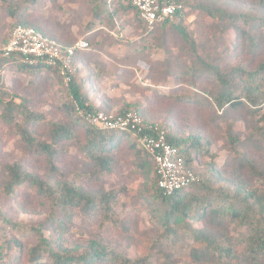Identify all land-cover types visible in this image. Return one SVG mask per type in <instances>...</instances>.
Listing matches in <instances>:
<instances>
[{
	"label": "trees",
	"instance_id": "obj_1",
	"mask_svg": "<svg viewBox=\"0 0 264 264\" xmlns=\"http://www.w3.org/2000/svg\"><path fill=\"white\" fill-rule=\"evenodd\" d=\"M93 1L99 2L102 8L101 10L100 6L96 7L93 12L94 22L103 24L104 21L109 20L112 24L113 20L116 19L117 11L122 8L133 12L139 25L145 31L146 40L150 41V43L130 45L123 55L124 58L119 61L121 67H131V64L141 60V58L149 59V63L147 62V71L150 72L148 79L153 85H157L158 79L153 77L154 65L156 64H154V59L150 57L154 49L161 48L166 56L161 62L163 65L161 73L164 77L172 76L174 80L179 82L178 85H184L185 89L177 88L168 94H162L157 89L151 90L148 87L130 84V82L125 83V79L120 81L114 69L109 70L101 61H97L96 65L101 66L100 64H102L103 68L97 71L94 76L90 74L84 79L79 77L74 70L78 55L86 57L84 51L74 55L67 82L54 68L39 64L26 66L22 65L16 56L3 58L0 55L1 64L16 63L18 68L37 72L53 71L59 82L64 85L63 88L68 99V110L74 117L72 127L61 123L48 125V141H41L32 130V125L37 124L39 118L24 112L21 107L14 108L15 105L13 104L6 106L0 117L2 123L8 128H14L15 134L24 144L25 153L46 160L53 172L56 170L57 146L61 142L72 140L74 138L72 128L81 124L83 126L80 127H82L84 134L85 156L93 167L92 175L98 178L111 172L113 156L110 151L112 146L120 137L130 134L101 130L91 126L85 121V115L93 111H102L108 115H120L134 111L144 123L155 124L165 132L167 142L178 149L187 168L198 177V180L187 189L178 191L172 196L163 195L157 185L155 165L151 157L139 147L137 140L133 138L137 147L135 151L138 160L137 167L145 176L144 193L147 195L145 203L150 206L151 211L157 212L158 229L162 230L157 241L148 245V252L141 258L132 260L117 253L114 249H108L95 240L90 241L87 250L80 254H75L70 249L54 251L43 237L41 229L34 228L33 232L38 236L37 243L28 251L27 262L29 264L264 263V171L257 169L250 160L246 159L236 149L238 139L233 135V128L230 127L226 135L233 149V165L258 178L262 186L258 188L249 187L240 176H236L235 171L231 179L224 180L222 174L214 169H210L207 175L201 174L192 164L196 159V154L203 151L204 146L201 140L195 136L182 138L172 133L169 126L163 123L164 113L161 109L166 110L167 99H171L181 106L201 105L205 103L203 102L204 99H209L212 106L220 112L226 108H235L246 104L253 106V110L258 112L256 110H259V104L264 103V10L261 9V14L258 15L233 13L221 7L207 5L200 0L190 2L189 0H175L183 5V11L164 23L155 24L152 28H148L140 21L137 12L128 3V0H115L111 5H108L107 0ZM253 1L259 7L264 5V0ZM4 2L10 8L9 11L12 10L10 0H4ZM186 6H190V11L195 12L196 15V26L191 30L184 23L187 16ZM13 12L10 11V14L16 18L15 25L33 28L41 35L56 41L62 48L74 44L69 39L62 37V32L59 29L64 25L59 20L52 19L50 22H45V25H51V30L47 31L45 26L31 24L21 19L19 17L21 15L17 16ZM208 18L218 21L223 30L228 28L232 30L234 39L231 46L222 41L214 29L204 25V21ZM208 33H211L215 40H220V53L212 46L207 45ZM173 50L176 52L175 55H173ZM105 77L110 78L114 85L124 82L133 94L140 95V99H134V101L120 99L122 102L117 107L115 101L109 97H103L100 104L102 109H97L87 91L94 88L93 78L103 80ZM238 89L240 93L237 95L235 91ZM148 91L150 94L145 98ZM198 97L204 99L200 101ZM19 114L24 117L23 123L16 122ZM258 133L264 139V129ZM5 169L7 174L5 189L9 193L28 185L38 195L49 198L52 204L50 205L52 211L49 212L48 216V223L50 224L58 223L61 225L58 213L67 207L71 209L81 208L86 212L95 208L101 213L104 224L111 225L116 230L119 228L120 233L132 231L122 225L118 217L115 216L114 210L119 191H109L94 197L86 195L82 190L70 185L63 186L61 190L53 188L37 177L25 173L18 162L7 165ZM129 222V219L125 221L126 224ZM224 223L232 224L240 229L236 238H227L215 233L209 234L205 228L197 227L198 224L205 227H215ZM8 226L10 225L8 224ZM16 227L12 225L10 229ZM17 229L20 234H28V231L20 227ZM182 231H185L188 239L186 254L188 262L180 261L182 259L174 254L177 251ZM129 238L133 239L134 235L130 233ZM0 246L1 254L3 248L8 251L14 247L18 251L21 250V243L18 239H15L13 243L10 240L3 241Z\"/></svg>",
	"mask_w": 264,
	"mask_h": 264
},
{
	"label": "rangeland",
	"instance_id": "obj_2",
	"mask_svg": "<svg viewBox=\"0 0 264 264\" xmlns=\"http://www.w3.org/2000/svg\"><path fill=\"white\" fill-rule=\"evenodd\" d=\"M200 1L233 13L258 15L261 14V9L264 10V5L259 7L253 0ZM10 3L12 5L10 11H14L17 16L21 15L19 16L21 19L36 26H45L47 31L51 30V25H45V22L59 20L64 25L59 29L64 39H69L71 43L79 40L89 43L88 50L84 51L86 57L78 55L74 64V70L79 77L86 79L90 74L94 76L103 68L102 64L96 65L97 61H101L109 70L114 69L120 81L125 79V83L130 82L151 90L157 89L162 94H168L177 88L185 89V86H179V82L172 76L164 77L161 73L163 71L161 62L166 58L161 48L154 49L150 57L156 64L153 77L158 79L157 85H153L148 79L149 59L141 58L131 64V67L119 65L130 45L150 43L146 40L145 31L133 12L120 8L112 24L109 20L98 24L94 22L93 12L96 7L100 6L101 10L102 8L99 2L93 0H10ZM9 9L7 3L0 0V52L7 42L10 29L16 24V18L10 14ZM186 9L184 23L191 30L196 26V15L190 11V6H186ZM204 25L214 29L220 39L229 46L233 44L234 33L231 29L223 30L218 21L211 18L206 19ZM208 34L207 45L220 53V40H215L211 33ZM175 53L173 50V55ZM18 67L16 63H0V117L8 105L23 108L24 112L40 119L37 124L32 125V130L41 141H48L47 128L52 123L72 127L74 117L68 110L64 85L59 82L56 74L53 71L37 72ZM92 80L94 88L88 89L87 92L97 109H102L100 104L103 97L115 101L117 107L122 102L120 99L123 101L140 99V95L133 94L124 82L114 85L108 77L103 80L96 78ZM239 93V89L235 91V94ZM149 94V91L146 92L145 98ZM203 99L198 97L200 101ZM203 102L205 103L201 105L181 106L167 99L166 110L161 108L164 113L163 123L167 124L175 135L182 138L195 136L201 140L203 151L196 154V159L192 163L201 174L207 175L210 169H214L222 174L224 180L231 179L235 171L236 176H240L249 187H261L262 183L258 178L233 165V149L226 133L228 128L232 127L233 135L238 139L236 149L257 169L264 171V139L258 133L264 129V103L259 104V110H256L258 112L249 104L226 108L220 112L212 106L209 99H204ZM23 119V115L19 114L16 122L23 123ZM78 125L72 128L74 138L57 146L56 170L53 172L46 160L25 153L24 144L15 134L14 128H8L0 119V245L8 240L13 243L15 239L21 243L20 251L15 247L11 251L3 248L2 254L0 253V264H29L27 254L37 243L38 237L33 232L34 228L41 229L43 237L54 251L70 249L75 254H80L87 250L90 241L95 240L132 260L144 256L149 250L148 245L155 243L159 238L162 230L158 229L157 212L151 211L150 206L145 203L147 197L144 193L145 176L137 167L138 160L135 155L137 147L133 137L125 135L118 139L110 151L113 156L110 174L95 178L92 175L93 167L85 156L83 126ZM14 162L20 163L25 173L58 190L70 185L94 197L109 191H119L115 216L122 225L132 231L120 233L119 228L116 230L111 225L104 224L101 213L95 208L86 212L81 208L67 207L58 213L61 225L48 223L49 212L52 211L49 198L38 195L28 185L16 189L13 193L5 189L7 182L5 167ZM128 219L130 222L126 224L125 221ZM8 224L17 227L10 229ZM46 226L47 228H44ZM19 227L28 231V234L18 233ZM197 227L205 228L209 234L215 233L227 238H236L240 232V229L229 223L215 227L198 224ZM30 228L32 232L29 231ZM130 233L134 235L133 239L129 238ZM185 234V231H182L177 251L174 252L182 262H188L186 257L188 239Z\"/></svg>",
	"mask_w": 264,
	"mask_h": 264
},
{
	"label": "built area",
	"instance_id": "obj_3",
	"mask_svg": "<svg viewBox=\"0 0 264 264\" xmlns=\"http://www.w3.org/2000/svg\"><path fill=\"white\" fill-rule=\"evenodd\" d=\"M113 1L115 0H107L108 5ZM128 3L148 28L164 23L184 9L175 0H128ZM87 49L88 43L85 40L62 48L56 41L41 35L33 28L14 25L0 55L3 58L16 56L26 66L39 64L54 68L67 82L74 55ZM84 119L89 125L101 130L128 133L135 138L139 147L151 157L155 165L157 185L163 195L172 196L198 180L187 168L178 149L167 142L165 132L155 124L144 123L136 112L108 115L102 111H93L86 114Z\"/></svg>",
	"mask_w": 264,
	"mask_h": 264
}]
</instances>
